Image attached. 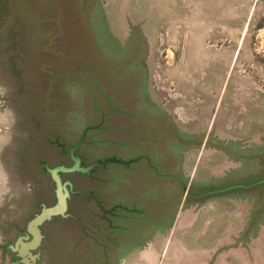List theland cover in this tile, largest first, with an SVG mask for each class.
I'll return each instance as SVG.
<instances>
[{
    "label": "rangeland",
    "instance_id": "374dc122",
    "mask_svg": "<svg viewBox=\"0 0 264 264\" xmlns=\"http://www.w3.org/2000/svg\"><path fill=\"white\" fill-rule=\"evenodd\" d=\"M76 142L131 167L128 201L161 192L164 212L146 197L148 220L121 236L120 264H264V185L198 191L264 176V0H0V264H24L35 227L34 264H59L49 248L65 233L97 235L72 227L71 200L36 221L66 208ZM155 152L179 182L159 187Z\"/></svg>",
    "mask_w": 264,
    "mask_h": 264
},
{
    "label": "crops",
    "instance_id": "0c3cea01",
    "mask_svg": "<svg viewBox=\"0 0 264 264\" xmlns=\"http://www.w3.org/2000/svg\"><path fill=\"white\" fill-rule=\"evenodd\" d=\"M182 140L184 141V139ZM121 144H123L124 146L123 142ZM75 145L76 150L73 159L71 158V156H69L71 161H69L67 165L64 164L66 167H72L74 164V168L72 170L63 172L69 174L67 176L68 178H73L72 181L69 179H62L64 183L68 184V187L66 188V193L64 194V196L66 195L65 201L67 200L66 208L64 206V209L62 211H58L56 209L57 212L55 211L54 213H49V215L43 218V220L41 221V223L38 224V226L42 225L43 223H47L56 217H65L67 215L68 207L70 205L71 200L72 217L75 220V224H73L72 227L79 226L84 222V225L87 227L91 226V228L96 231L97 235H90L89 231H82L83 233L79 235L74 231H72L71 233H65L58 240L54 241L51 244V247L49 248L51 252L55 253L56 259H61L58 260V263L87 264L84 261L85 258L87 256H93V259L100 261L99 264H120L122 257L125 253V251L119 248L123 240L121 236L129 234V232H138L136 225L138 223L143 224V221L148 220V208L146 209L144 206L140 207V204L143 203H141V201L146 200V197H149L152 199V201H154L153 205L159 204V212H164L163 209L161 211L162 205L164 204V202L162 204L161 192L159 193V191H153V194H151V192L147 190L146 194L144 191V193L140 195L137 192H133L134 194L131 192L132 200L128 201L129 190L127 188L129 186V178H127L126 176L130 173L131 167L127 168V170L121 167H114L113 169L110 164V161H108L107 159L95 160L89 158L90 154L95 152V147L93 145L87 146L86 150L81 152H78V150L80 147H85V143L76 142ZM221 149L223 150V148ZM158 154L159 153L155 152V158H144L146 159V162L150 164V166L155 167L153 175L155 178H160L158 182L159 187H161L162 176H168V178L177 180L179 182L177 175L180 172V165H173L169 162H165V158H168V155L167 157H164L163 153H161L157 157ZM209 155L206 154V158H208ZM259 155L260 153H257L256 157H259ZM172 156L175 157L176 154L174 153ZM60 159L64 160L63 157H60ZM117 161L123 163L125 159L124 157L118 155ZM72 162L74 163L71 164ZM162 164L165 165V169ZM157 168H160V170H157ZM49 175L51 176L50 172ZM234 178H236V176ZM52 180L55 183V180L53 178ZM199 186L200 185L194 186L193 190L195 187ZM184 187H186V183ZM191 189L192 186L186 192H192L190 191ZM255 189L258 188H251L249 189V191ZM236 191L237 190H234L232 191V193ZM116 192H119V196L116 195ZM148 193L150 195H147ZM185 197L188 196L185 195ZM165 198V201L167 203L171 201L168 196H165ZM56 200H58V196L55 193V201ZM99 209L101 211H106L105 213H112L110 215L103 216L105 220H95L92 218L94 217L93 212L92 216H90V212L97 211ZM143 213H146L147 215H143ZM117 214L120 215L118 216ZM150 218L151 223L155 222L153 217ZM155 219L158 224L159 213L157 214V217ZM92 221H97V224L92 223ZM98 224H101V226H99ZM62 229L63 227H61V230ZM156 229L157 227L155 228V230ZM73 234H76V236H73ZM40 235L41 238L37 245V248L39 247L41 241L44 238V235L41 233V231ZM81 240H84L82 244H85L86 251L76 250L77 244L80 243ZM157 246L158 245L155 244L153 248H157ZM231 247L232 246H229L228 249ZM32 250L33 249H31V252ZM38 256H41V251H38L36 259L38 258ZM231 256H233V252H231ZM68 257H70L68 260L63 261V259H67ZM36 259L34 260V263H36ZM70 259H74L75 262L71 263ZM123 259H125V257Z\"/></svg>",
    "mask_w": 264,
    "mask_h": 264
},
{
    "label": "water",
    "instance_id": "95a60500",
    "mask_svg": "<svg viewBox=\"0 0 264 264\" xmlns=\"http://www.w3.org/2000/svg\"><path fill=\"white\" fill-rule=\"evenodd\" d=\"M261 177H257L256 179L253 178V177H249L247 179H242V178H238L239 180H237V183H233V184H228V185H225V186H218V187H214V188H211V187H201L199 191L200 194H203L205 193V195H208V194H213V193H219V192H226V191H229V190H237V192L241 191H247L251 188H261L263 185H264V176L260 175ZM190 195L192 194V192H188ZM61 196L62 194L59 193ZM199 194V195H200ZM57 208H49V209H46L45 211H43V213L41 215H38L37 216V224L41 223V221L43 220V218L46 216V214H49V213H54L55 211L57 212L56 210ZM30 232H32V236L33 238L28 241V242H23L21 243V247L19 249V252H20V255L22 257L25 256V258H23V263L24 264H34V260L36 259L37 257V254L35 253H32L31 252V249H34L37 247L39 241H40V238H41V235H40V232L38 229H35L34 230H29ZM11 264H17L16 262L14 263H11Z\"/></svg>",
    "mask_w": 264,
    "mask_h": 264
},
{
    "label": "flooded vegetation",
    "instance_id": "af4514ba",
    "mask_svg": "<svg viewBox=\"0 0 264 264\" xmlns=\"http://www.w3.org/2000/svg\"><path fill=\"white\" fill-rule=\"evenodd\" d=\"M14 262H16V261H11V263H14ZM11 263H10V264H11ZM16 263H17V264H20L18 261H17Z\"/></svg>",
    "mask_w": 264,
    "mask_h": 264
},
{
    "label": "clouds",
    "instance_id": "9594fccd",
    "mask_svg": "<svg viewBox=\"0 0 264 264\" xmlns=\"http://www.w3.org/2000/svg\"><path fill=\"white\" fill-rule=\"evenodd\" d=\"M0 203H2V199H0Z\"/></svg>",
    "mask_w": 264,
    "mask_h": 264
}]
</instances>
